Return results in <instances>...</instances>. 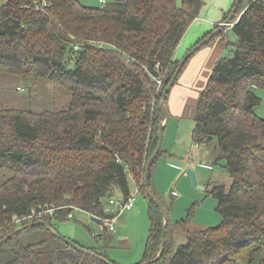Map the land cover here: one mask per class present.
I'll use <instances>...</instances> for the list:
<instances>
[{
	"label": "trees",
	"instance_id": "obj_1",
	"mask_svg": "<svg viewBox=\"0 0 264 264\" xmlns=\"http://www.w3.org/2000/svg\"><path fill=\"white\" fill-rule=\"evenodd\" d=\"M44 1V8L36 9ZM204 6V0H106L99 6L80 0H0V74L50 80L71 95L61 109L0 103V241L38 221L57 230L55 223L69 220L75 209L112 216L106 206L114 189L125 199L132 195L129 173L148 202L152 222L137 264L157 257L164 217L153 193L166 204L154 172L164 147L151 169L152 191L144 184L145 169L166 117L164 90L183 58L177 49ZM232 23L235 41L228 27L217 31L218 24L190 48L211 35L204 48L219 42L222 53L230 47L195 105L193 129L196 143L217 141L214 163L233 180L230 189L211 190L223 220L192 231L193 209L200 203L195 202L186 217L169 219L164 252L150 264H264V117L255 112L261 98L250 89L264 87V0H242ZM155 77L163 80L160 91ZM192 107L186 104L181 116H189ZM175 197L171 193V206ZM52 207L53 214L37 216ZM34 211L33 218L14 222ZM101 224L99 237L109 246L114 234ZM45 228L37 224L6 241L0 264H108L98 256L119 264L100 244L85 247L73 240L89 251L84 252L54 234L23 241L26 233ZM176 233L187 241L174 250Z\"/></svg>",
	"mask_w": 264,
	"mask_h": 264
},
{
	"label": "rangeland",
	"instance_id": "obj_2",
	"mask_svg": "<svg viewBox=\"0 0 264 264\" xmlns=\"http://www.w3.org/2000/svg\"><path fill=\"white\" fill-rule=\"evenodd\" d=\"M6 1L7 0H1V4ZM80 1L84 5L89 6L101 5L100 0ZM228 36L232 41L237 39L236 34L231 29L228 30ZM203 52L204 55H207L202 58V62L204 63H202L201 66V54H203ZM213 52L214 51L211 52L209 49L203 48L201 51H198L195 56L190 58L186 71L183 72L181 80L174 86L168 98L171 115L174 109V105L173 109L171 107L173 104V96L179 90L178 88L181 87L182 83L183 89L180 93L181 97L178 102L183 106L186 104L193 105V110H191L189 116H187L186 113V116H181L183 114L182 112L179 115L180 118L185 120V125H192V123H194V115L196 113L195 105L215 66V56L207 59ZM229 52L230 47L225 49L222 53L219 50L216 54L220 57L221 55L226 56ZM17 86H20L21 89H17ZM8 87H10L9 92L14 94V96L2 102H7L8 105L11 106L24 107L23 105H25L37 111L43 109H61L65 107L71 99L70 92L67 88L46 79L19 77L10 83ZM250 89L261 98L260 104L255 107V112L260 117H264V87L258 84H252ZM22 98H26L28 101H20ZM183 106L181 107L182 109H184ZM191 142L194 144L196 143L193 137ZM216 144V140L200 143L202 150L210 149L212 152L211 155H207L201 160L188 161L182 158L168 159V157H162L159 161L161 170L157 173L158 189L163 195L166 206L172 208L171 193L176 195L173 209H170L171 215L168 214V218L174 222L186 217L189 209L195 202H200L199 204H195L193 209V220L189 225L192 231L205 230L220 224L223 220L222 215L217 210V199L212 196L211 190L215 185H224L227 189H230L233 180L221 164L215 166L216 164L214 161L217 158ZM187 152L195 156L190 148H187ZM190 168L196 172L199 186H204L205 189L193 185L192 179L188 174V169ZM128 176L130 190L133 193L134 206L119 215L116 224V232H113L114 237L109 246H106L103 238L99 237L103 232L104 226L93 220L91 214L80 209H75L73 212L74 216L69 220L55 223L58 232L66 238L80 242L85 247H90V245L94 247L100 244L103 247V252L116 263L135 264L136 261H140L145 252L152 222L148 214V202L146 198L140 191H136L135 181L129 173ZM113 196H115V198H123L121 191L118 189H114ZM164 196H166L165 199ZM106 207L108 208V213H110L109 204ZM51 235L52 232L49 229H39L34 232L26 233L23 237V241L25 243H36L43 239L50 238ZM97 235L98 237H95ZM186 241L187 238L183 233H177L173 244L174 250L178 249V247L186 243Z\"/></svg>",
	"mask_w": 264,
	"mask_h": 264
},
{
	"label": "crops",
	"instance_id": "obj_3",
	"mask_svg": "<svg viewBox=\"0 0 264 264\" xmlns=\"http://www.w3.org/2000/svg\"><path fill=\"white\" fill-rule=\"evenodd\" d=\"M204 1H205V6L202 9L200 16L196 20H194V22L191 24L189 30L187 31L186 35L184 36L183 40L181 41L177 49V53H176L177 57H184L188 53L190 48L194 46L209 30H211V28H213L214 26L218 24L223 23L225 15H228V12L232 9V6L234 4V0H204ZM232 26L233 24L228 25L227 27L232 30ZM220 46H221V43L219 44V42H216V44L212 43L210 46H207L208 48L203 47L204 49H209V51L211 52L214 51L213 54L207 59H210L211 57L215 56L214 63H216V61L219 58V55L216 53L219 50L221 51ZM195 55L196 54H194L193 56ZM206 55H204V52L203 54H201V66H202V63H204L202 62V58L206 57ZM17 78H19V76L0 74V100H1L0 103L8 104L7 102H2V101L6 99H11L14 96V94H11V92H9L10 87L8 86L10 83L15 81V79ZM19 88L21 89L20 86H17V89ZM178 89L179 90L173 96V100H172L173 104L171 107L173 109V105H174V109L171 112L172 114L170 115V119L166 125V129L164 133L163 147L166 153L162 157H168V159L182 158V159H187L188 161L201 160L202 158H205L207 155H211L212 152L210 151V149L202 150L200 144L198 143L194 144L191 142L192 137H193L194 123H192V125L191 124L185 125V120L179 117L180 113L183 111V109L181 108L183 105L179 104L178 102L181 97L180 93L183 89L182 83H181V87ZM20 101L24 102L28 100L26 98H22ZM23 106L27 107L25 105ZM15 107H20V106H15ZM184 107L185 105L183 106V108ZM187 148H190L191 152L194 153L195 156H192L191 153L187 152ZM159 161H158V165L154 172V183H155V186L158 192L161 194L163 198L162 193L158 189L157 173L158 171L160 172L161 170V165ZM192 166L194 167L193 164ZM205 166H208V165H205ZM215 166H218V165L216 164ZM139 189L140 188L136 185V191H139ZM165 197L166 196H164V199ZM173 206L172 208L170 206H166V207L172 210ZM112 232H116V229ZM90 247H93V246L90 245ZM140 261H136L135 264L139 263Z\"/></svg>",
	"mask_w": 264,
	"mask_h": 264
},
{
	"label": "water",
	"instance_id": "obj_4",
	"mask_svg": "<svg viewBox=\"0 0 264 264\" xmlns=\"http://www.w3.org/2000/svg\"><path fill=\"white\" fill-rule=\"evenodd\" d=\"M242 0H236V4L235 7L233 8L232 12L230 13V15L228 16V18L220 24V27L217 31H221L223 29H225L228 25L233 24L232 21L235 18L238 9L240 7ZM215 33V32H214ZM212 36L207 37L206 39L202 40L199 44H197L192 50H190L180 61L179 66L177 68V70L175 71L170 83L168 84V86L165 88L164 93H163V101L165 103L166 106V117L165 119L160 123L159 126V142L158 145L155 149V151L153 152V154L149 157L147 164H146V169H145V180H144V184L145 187L149 190L152 191L151 186H150V178H151V169L152 166L156 160V158L158 157L162 147H163V142H164V132H165V128L166 125L170 119V109H169V105H168V101H167V96L168 93L172 90L174 84L176 83L183 66L185 65V63L188 61V59L199 49H201L207 42H209L211 40ZM188 174L190 175L193 185L194 186H199V182H198V177L196 172L193 169H188ZM202 189H205L204 186H199ZM153 196L156 198V200L158 201V203L161 205L162 207V212H163V217H164V234H163V239H162V246H161V250L159 252V254L157 255V257L155 259L149 260V261H145L142 264H150L154 261H156L157 259H159L163 252H164V248H165V244H166V232H167V226L169 223V218H168V212L166 207H164L161 199L155 195L153 193ZM93 220L97 221L98 223H101L102 220L100 218H98L97 216H93ZM37 224H41L43 226H45L47 229H49L52 234H54L56 237L63 239L65 242H67L68 244H70L71 246L83 250L84 252H89L86 249H83L81 246H79L78 244H76L73 240L66 238L65 236H63L62 234H60L56 229H54L49 223H47L46 221H38L29 225H25V226H21L19 227L17 230H15L12 234H9L8 236H6L5 238H3L0 241V247L9 239H11L14 235L19 234L21 232H23L24 230L28 229L29 227H32L34 225ZM102 261L108 263V264H112L107 258L103 257V256H98Z\"/></svg>",
	"mask_w": 264,
	"mask_h": 264
},
{
	"label": "built area",
	"instance_id": "obj_5",
	"mask_svg": "<svg viewBox=\"0 0 264 264\" xmlns=\"http://www.w3.org/2000/svg\"><path fill=\"white\" fill-rule=\"evenodd\" d=\"M100 1L101 3H106V0H100ZM45 5H46L45 1L43 4H37L36 9H43ZM77 48L78 46H76V49ZM157 68H159L158 65H157ZM155 78L158 83V90H160L163 84V80L161 77H155ZM108 204L110 206V214H113V215L106 217V218H100V217L98 218H100L102 221L105 222V225L109 228L110 231H114L116 229V224L118 222L119 215L134 206L133 194L128 199L115 198V196H111L109 198ZM55 209H56L55 207H52V208L40 210L37 216H42L47 213L53 214ZM35 213L36 212L34 211V214H31V215L22 216V217H14V222L20 223L24 219H31L36 215Z\"/></svg>",
	"mask_w": 264,
	"mask_h": 264
},
{
	"label": "bare ground",
	"instance_id": "obj_6",
	"mask_svg": "<svg viewBox=\"0 0 264 264\" xmlns=\"http://www.w3.org/2000/svg\"><path fill=\"white\" fill-rule=\"evenodd\" d=\"M110 198V197H109ZM109 198H108V201H109Z\"/></svg>",
	"mask_w": 264,
	"mask_h": 264
}]
</instances>
